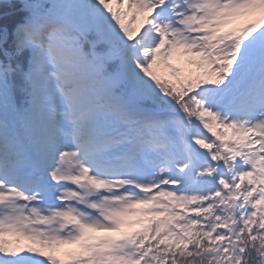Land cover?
Masks as SVG:
<instances>
[{
	"label": "snow or ice",
	"instance_id": "1",
	"mask_svg": "<svg viewBox=\"0 0 264 264\" xmlns=\"http://www.w3.org/2000/svg\"><path fill=\"white\" fill-rule=\"evenodd\" d=\"M0 264H264V0H0Z\"/></svg>",
	"mask_w": 264,
	"mask_h": 264
},
{
	"label": "rangeland",
	"instance_id": "2",
	"mask_svg": "<svg viewBox=\"0 0 264 264\" xmlns=\"http://www.w3.org/2000/svg\"><path fill=\"white\" fill-rule=\"evenodd\" d=\"M243 21H238L236 24H233V25H228V28H235V27H238L240 26V24H242ZM175 63V61H173Z\"/></svg>",
	"mask_w": 264,
	"mask_h": 264
}]
</instances>
